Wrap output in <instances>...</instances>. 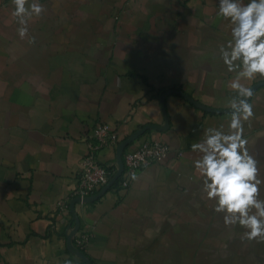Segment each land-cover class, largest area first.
Returning a JSON list of instances; mask_svg holds the SVG:
<instances>
[{
  "label": "crops",
  "instance_id": "obj_1",
  "mask_svg": "<svg viewBox=\"0 0 264 264\" xmlns=\"http://www.w3.org/2000/svg\"><path fill=\"white\" fill-rule=\"evenodd\" d=\"M39 2L47 10L21 39L12 0H0V264H264V243L242 241L244 229L224 225L194 167L191 145L209 127L227 132L229 112L178 94L165 98L168 128L147 130L125 150L154 139L169 145L168 158L127 188L116 182L71 209L98 123L120 143L147 125L164 126L161 96L173 89L229 110L236 74L219 46L231 23L217 16L218 0ZM249 102L245 136L264 178V84ZM118 146L100 151L102 164L118 165ZM77 219L78 232L90 235L83 251L68 244Z\"/></svg>",
  "mask_w": 264,
  "mask_h": 264
},
{
  "label": "clouds",
  "instance_id": "obj_2",
  "mask_svg": "<svg viewBox=\"0 0 264 264\" xmlns=\"http://www.w3.org/2000/svg\"><path fill=\"white\" fill-rule=\"evenodd\" d=\"M12 3L13 16L20 25L18 35L23 39L29 32V20L41 17L47 9L39 0ZM218 4L217 16L231 23V38L219 46V56L227 70L236 74L229 87L237 95L226 104L228 131L223 125L209 127L203 138L191 145L197 154L194 167L200 173L202 192L214 201L212 210L222 214L224 225L244 229L242 241L264 243V178L245 136V123L254 116L249 101L255 89L242 83L264 77V0H218ZM30 42H35L34 36Z\"/></svg>",
  "mask_w": 264,
  "mask_h": 264
},
{
  "label": "built area",
  "instance_id": "obj_3",
  "mask_svg": "<svg viewBox=\"0 0 264 264\" xmlns=\"http://www.w3.org/2000/svg\"><path fill=\"white\" fill-rule=\"evenodd\" d=\"M92 141L88 151L81 162L79 172V183L73 190V197L79 198L78 202L85 203V198L93 196L100 191L117 172L118 165L109 166L102 164L99 159L100 151L109 146H118L119 135L106 123H98L91 134ZM170 147L168 144L147 139L137 148L125 151L123 155L124 172L119 179V185L127 188L130 182L146 166L163 161L168 158ZM90 235L86 232H77L73 237V242L78 250H85L88 246Z\"/></svg>",
  "mask_w": 264,
  "mask_h": 264
},
{
  "label": "water",
  "instance_id": "obj_4",
  "mask_svg": "<svg viewBox=\"0 0 264 264\" xmlns=\"http://www.w3.org/2000/svg\"><path fill=\"white\" fill-rule=\"evenodd\" d=\"M263 84H264V82L257 83V84H255L253 86V88L256 90L259 86H261ZM169 93L178 94V95L186 98L188 101H190L194 105H196V106H198V107H200V108H202L204 110H207V111H211V112H229V110H218V109L209 107V106H207L205 104H202V103L198 102L197 100H195L194 98H192L191 96H189L188 94H186L185 92H183L182 90L173 89V90H169V91L165 92L161 96V102H162V109H163V113H164V116H165L166 124L164 126H156V125H152V124L151 125H147V126L141 128V129L137 130L133 134H131L129 136V138L123 140L119 144L118 149H117V161H118L117 172L113 175V177L109 180V182L102 188V191L100 193L85 198V202H90V201H93V200L97 199L98 197L101 196L102 193H104L107 189H109L112 185H114L116 182L119 181V179L121 178V176H122V174L124 172V169H125L123 155H124V152H125L127 146L130 143H132L137 137H139L141 134L145 133L147 130L156 129L158 131H163V130L168 128L169 119H168V114L166 112L165 98H166L167 94H169ZM78 201H79V198H75V199L72 200V202H71V209L72 210L74 209L75 203L78 202ZM79 226H80V223H79V220L77 219L76 227L72 230L71 234L68 237V244H69V246L71 248H73V237L78 232ZM77 254L81 258H83L87 263H89L88 259L86 258L85 254L83 252L78 251Z\"/></svg>",
  "mask_w": 264,
  "mask_h": 264
},
{
  "label": "trees",
  "instance_id": "obj_5",
  "mask_svg": "<svg viewBox=\"0 0 264 264\" xmlns=\"http://www.w3.org/2000/svg\"><path fill=\"white\" fill-rule=\"evenodd\" d=\"M117 183H119V182H117Z\"/></svg>",
  "mask_w": 264,
  "mask_h": 264
}]
</instances>
